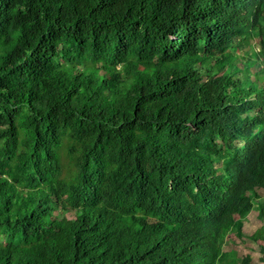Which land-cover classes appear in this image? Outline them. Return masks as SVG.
Instances as JSON below:
<instances>
[{
  "label": "trees",
  "instance_id": "trees-1",
  "mask_svg": "<svg viewBox=\"0 0 264 264\" xmlns=\"http://www.w3.org/2000/svg\"><path fill=\"white\" fill-rule=\"evenodd\" d=\"M263 82L264 0H0V264H233Z\"/></svg>",
  "mask_w": 264,
  "mask_h": 264
},
{
  "label": "rangeland",
  "instance_id": "rangeland-1",
  "mask_svg": "<svg viewBox=\"0 0 264 264\" xmlns=\"http://www.w3.org/2000/svg\"><path fill=\"white\" fill-rule=\"evenodd\" d=\"M235 55L228 54V58L237 57ZM236 63L237 66L235 67H238L240 71L237 77L241 78L244 65L240 62ZM257 65V61L253 62L251 73ZM251 79L254 80L255 75H252ZM261 85L264 87V82ZM243 195L250 205L249 214L241 222L236 221L240 226L239 229H233L227 235L228 237L220 242L222 247L220 261H227V256L231 252L234 253L233 264H243L242 260L246 256L250 257V264H264V238L252 239L257 231L264 230V221H260L256 216L259 203L264 201V190H255L254 195L246 191Z\"/></svg>",
  "mask_w": 264,
  "mask_h": 264
},
{
  "label": "bare ground",
  "instance_id": "bare-ground-1",
  "mask_svg": "<svg viewBox=\"0 0 264 264\" xmlns=\"http://www.w3.org/2000/svg\"><path fill=\"white\" fill-rule=\"evenodd\" d=\"M208 93H210V92H208Z\"/></svg>",
  "mask_w": 264,
  "mask_h": 264
}]
</instances>
